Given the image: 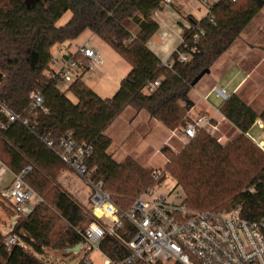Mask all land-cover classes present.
I'll return each mask as SVG.
<instances>
[{"label": "trees", "instance_id": "1", "mask_svg": "<svg viewBox=\"0 0 264 264\" xmlns=\"http://www.w3.org/2000/svg\"><path fill=\"white\" fill-rule=\"evenodd\" d=\"M263 7L264 0H218L211 7L214 25L188 16L190 27L199 25L204 35L193 42L191 30L183 29L186 47L180 43L176 50L189 59L180 62L174 51L169 69L147 47L159 28L153 12L163 8L161 0H0V106L19 117L8 122L0 111V125H6L0 129V163L14 175L28 169L25 182L42 198L27 217L12 223L11 233L28 249L5 247V235L0 232V264H50L54 259L49 258V251L72 256L67 262L59 260L61 264H84L85 253L70 250L82 244L75 229L92 218L56 184L59 170L67 167L55 153L61 137L70 132L78 143L91 146L90 182L101 183L112 202L127 211L152 183L132 159L117 163L108 154L107 128L126 108L146 112L169 131L185 127L193 107L189 99L192 80L210 69ZM66 12L71 13L70 19L57 26ZM85 32L109 45L130 66L111 98L99 97L81 76L64 89L50 76L51 49ZM156 80L158 87L145 92ZM37 92L47 113L29 110L30 98ZM219 113L238 131L234 140L221 145L213 135L199 130L180 153L161 150L177 182L174 188H182L190 209L239 208L244 218L263 219L264 151L245 135L256 121L264 125V109L256 113L232 94L222 102ZM47 141L53 149L46 146ZM0 200L5 202L1 196ZM127 228L124 222L117 233L125 235ZM99 248L112 260L128 255L110 235Z\"/></svg>", "mask_w": 264, "mask_h": 264}, {"label": "built area", "instance_id": "2", "mask_svg": "<svg viewBox=\"0 0 264 264\" xmlns=\"http://www.w3.org/2000/svg\"><path fill=\"white\" fill-rule=\"evenodd\" d=\"M205 5L204 18L214 25L211 7L215 2L199 0ZM235 2L237 0H229ZM173 0H161L164 7ZM158 11L153 12L157 16ZM191 40L197 42L204 35L199 25L190 27ZM181 43L186 47L184 38ZM180 62H187L188 55L175 50ZM172 62L166 60L162 66L171 68ZM56 66V68H53ZM104 60L101 53L90 42L76 46L73 52L66 53L65 57L58 60L51 55V78H57L63 86L70 85L78 76L87 73L92 68H102ZM159 85L156 80L145 88L151 93ZM218 97L226 99L224 91L215 89ZM29 110H40L47 113L43 106V98L39 92L30 98ZM1 113L8 122L19 121V117L9 111L5 106H0ZM6 125L1 124L0 129ZM199 130H205L211 135L218 130L217 125L211 123V118L205 114L191 118L181 129L185 140L193 139ZM264 132V131H263ZM248 138L251 137L246 134ZM253 142L264 151V143ZM46 146L53 149L51 141L45 142ZM58 158L78 177L91 187L88 212L91 221L82 228L75 229L76 234L82 239V244L77 254L82 250L84 264H94L91 256L96 253L101 258V264H264V218L250 220L241 215L239 208L231 210H193L185 204V194L179 187L181 194L174 192L159 193L154 189L163 177V172L154 170L153 186L145 188L132 202L127 211L120 210L111 200L108 193L103 190L101 183L90 182V172L87 169L88 160L92 156L91 146L78 143L72 133L64 134L58 142ZM28 169L17 175L13 174L12 183L0 191V196L10 206L15 218L27 217L35 206L42 203V198L25 182ZM128 223L125 235L117 233ZM106 235L113 236L124 246L128 255L112 260L100 251V243ZM128 236V237H126ZM130 236V237H129ZM3 244L7 248L18 246L28 249L27 246L10 230L5 231Z\"/></svg>", "mask_w": 264, "mask_h": 264}, {"label": "rangeland", "instance_id": "3", "mask_svg": "<svg viewBox=\"0 0 264 264\" xmlns=\"http://www.w3.org/2000/svg\"><path fill=\"white\" fill-rule=\"evenodd\" d=\"M211 1L217 2L218 0ZM193 4L197 7L196 10L193 11V15L196 19L200 20V17L204 14L206 9L205 5H203L199 0L193 1ZM187 11L191 10L187 9L186 12ZM70 17L71 13L66 12L56 25H64ZM254 25L255 23L247 27V31L243 35V38H245L246 35H250L249 32L250 30H253ZM89 34V32L83 33L77 39L76 43L72 44L68 48L73 50L75 45H79L87 39H90V41L99 48L101 56L104 60V66L102 68L94 67L91 71L81 74L80 76L82 82L99 97L103 99L111 98L118 90L120 81L126 76L130 66L116 52H114L111 47H103V45H100L96 39L88 38ZM249 39L252 38L250 37ZM52 53L53 55H56L55 50H53ZM64 88L65 86L62 87V89ZM193 94L194 91L192 92V95ZM67 97L72 102H76L72 95L67 94ZM130 114H135V112H133L131 108H126L107 128L106 135L112 140L111 146L108 149V154L111 155L117 163H120L126 158L132 159L139 167L143 168L147 172L148 178L150 179L149 183H152V186L155 184V181L152 178V172L154 170H160L163 172V177L159 180L158 184L154 185V189L159 193H168L176 186L177 182L168 171L167 159L163 156L161 150L165 149L169 150L173 154H178L187 145L188 141L182 137L180 129L176 131H169L161 124L156 125L152 122H146V120H144L146 113H143L140 117L138 116V119L134 122H130L132 117ZM188 117L190 120L191 118H194V115L188 113ZM217 128L218 130L215 131L213 136L221 145H225L226 143L234 140L239 134L227 120L222 121L221 119H218ZM249 135L254 140H264L263 130L258 129L257 127L251 129ZM245 137L249 139L247 135H245ZM164 140L165 142H163ZM251 142L255 144L253 141ZM56 184L64 192L70 194L88 211L91 193L90 185L78 177L68 167H63L59 170ZM145 188L146 187H144L142 191ZM179 188L182 189L181 187ZM179 188H174V192L181 194ZM15 220V215L10 211L6 203L0 200V232L2 236L5 235V231L8 229L11 232L12 223ZM48 254L49 258L51 257L54 259V261H52L53 263L50 264H58L57 262L61 264L60 261L65 260L64 262H67L72 258V256L62 257L60 256L61 253L56 251H49ZM50 254L55 255V257ZM91 259L94 264H101V258L98 254H92Z\"/></svg>", "mask_w": 264, "mask_h": 264}, {"label": "crops", "instance_id": "4", "mask_svg": "<svg viewBox=\"0 0 264 264\" xmlns=\"http://www.w3.org/2000/svg\"><path fill=\"white\" fill-rule=\"evenodd\" d=\"M193 1L197 0H173L171 4L164 6L160 11H158L157 16L154 17L159 25V28L153 37L148 41L147 47L159 58L161 62L168 60L169 56L173 53V50L180 45L183 29L189 25L187 17L191 16L195 20H198L193 15V11L197 8L193 4ZM187 9L192 12H186ZM263 11L264 7L241 31L239 37L215 61V63L210 67L209 73L204 75L200 81L191 88L189 92V99L193 104V107L189 111L191 115H194L195 117L197 115L205 114L211 118V123L213 125H218V119L226 121V119L219 113L222 98L217 96L214 91L215 89L224 91L226 97L232 94L236 95L256 113H260L264 109ZM204 16L205 11L200 17V20L204 18ZM253 23H255V25L253 26V30H250V35H246V39L243 38V35L247 31V27ZM250 37L252 39H249ZM88 38L96 39L100 45H103V47L109 46L92 33L89 34ZM77 39L62 45H55L51 49V55L55 56L58 60L65 57L66 53L74 51V49L72 50L68 47L75 44ZM87 41L99 50V48L96 47L90 39L85 40L79 45H75V47L80 46ZM53 50L56 51V55H53ZM53 68H56V66ZM193 91L194 94L192 95ZM143 113L146 112L140 111L135 114H130V116H132L130 122H134L138 119V116L140 117ZM144 120L148 123L152 122L156 125L160 124L157 121L150 119L147 113L146 116H144ZM255 127L264 131V125L259 120L255 122L251 129H254ZM250 130L248 131V135ZM251 140L253 141L254 139L251 137ZM254 141L264 143V140ZM163 142H165V140ZM12 181L13 174L0 163V191L8 187Z\"/></svg>", "mask_w": 264, "mask_h": 264}, {"label": "water", "instance_id": "5", "mask_svg": "<svg viewBox=\"0 0 264 264\" xmlns=\"http://www.w3.org/2000/svg\"><path fill=\"white\" fill-rule=\"evenodd\" d=\"M209 73V69H204L202 70L191 82L190 86L194 87L199 81L200 79ZM80 245L76 246L74 249L70 250V251H77L79 249Z\"/></svg>", "mask_w": 264, "mask_h": 264}]
</instances>
